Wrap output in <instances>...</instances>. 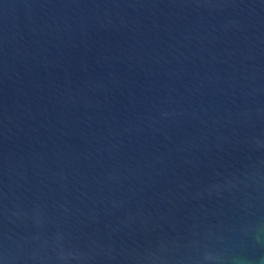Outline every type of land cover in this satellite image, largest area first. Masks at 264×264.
Listing matches in <instances>:
<instances>
[{
	"label": "water",
	"instance_id": "1",
	"mask_svg": "<svg viewBox=\"0 0 264 264\" xmlns=\"http://www.w3.org/2000/svg\"><path fill=\"white\" fill-rule=\"evenodd\" d=\"M0 264H264V0H0Z\"/></svg>",
	"mask_w": 264,
	"mask_h": 264
}]
</instances>
